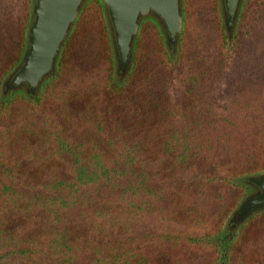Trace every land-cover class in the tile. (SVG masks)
<instances>
[{
	"label": "trees",
	"instance_id": "1",
	"mask_svg": "<svg viewBox=\"0 0 264 264\" xmlns=\"http://www.w3.org/2000/svg\"><path fill=\"white\" fill-rule=\"evenodd\" d=\"M90 7L100 31L90 77L65 76ZM98 8L96 1L85 8L64 48L61 77L41 98L0 101V264H264V212L218 231L249 190L239 178L249 170L221 153L213 122L170 112L161 101L174 65L159 34L147 51L156 55L154 64L144 62L140 48L128 86L111 87L113 60ZM257 84L264 87V73ZM54 92L59 98L49 110ZM72 98L78 100L69 108ZM257 151L251 147L237 163L249 155L251 170H258L264 152L257 158Z\"/></svg>",
	"mask_w": 264,
	"mask_h": 264
},
{
	"label": "rangeland",
	"instance_id": "2",
	"mask_svg": "<svg viewBox=\"0 0 264 264\" xmlns=\"http://www.w3.org/2000/svg\"><path fill=\"white\" fill-rule=\"evenodd\" d=\"M25 1L0 0V74L7 63H12V67L20 56L23 47V41L20 47L19 39L21 24L25 22L24 32L30 8V0H27L28 5L25 17L23 11ZM93 1H96L97 7H99L98 9L102 16L101 22L106 27L110 46L109 32L104 21L102 6L98 0H89L84 5L67 42L73 36L79 19L85 12V8ZM185 1L183 0L185 24L179 41L178 52L172 58L166 51L169 58L171 57L169 61H171L175 69L173 67V70L170 71V77L165 83V88L168 91L162 95L161 101L167 99L165 105L169 107L167 110L170 112L172 109H176L178 114L188 112L191 120H200V123L213 122L212 138L214 140L219 139L218 144H222L225 148L221 153L226 155L232 165H238L240 170H249L244 174L256 173L263 169L264 166L258 170H251L252 165L247 159L249 155H247L242 164H238L237 161L239 156L246 155L253 146L258 150L254 155L257 158L262 151L264 152V124L261 126L258 124L264 121V96H262L264 87L257 84L260 83L261 76L264 73V0H245L235 34L230 40L227 39L221 24L218 0H189L188 3ZM90 9L91 12L86 15L85 22L80 25L79 32L78 34L76 33V39H74L79 44V46L73 47L74 62L68 58V61H71L72 64L74 63L72 66L73 70L71 68L68 69L64 73L65 76L75 71L80 76V79L90 77L92 69L88 65L92 66L90 61L93 56L91 53L93 49L98 50L100 47V31L98 21L95 18L96 11L92 7ZM252 23L256 26L255 28L249 26ZM147 24L153 23L148 22L141 26L139 36L144 31L142 34L144 35L143 42L138 41V36L133 58V69L140 48V55H143L144 51L147 52L156 47L155 33L159 34L162 47L163 49L165 48L157 26L153 24L154 30L143 29ZM155 58L154 52H147L144 55V62L154 64L152 62ZM178 59L179 62L177 64ZM60 61L58 63L57 76L45 83L36 97L41 98L47 85L61 77ZM81 65L85 67L83 69L78 68ZM183 66L186 67L187 73L183 72L182 75L180 70ZM190 66L192 67L191 69H189ZM202 67L207 72H203ZM129 78L125 86L119 87L112 72L110 85L112 87L117 84L118 88L125 89L128 86ZM190 79H193V83H191ZM66 80L69 82V79ZM251 82H253V86L250 85ZM154 86L159 91L157 80L154 81ZM249 93H252V95L250 97L248 95L247 99V94ZM17 96L23 95L17 94L12 100ZM58 98L59 94L57 92L49 95L47 103L48 108H51L49 110H53L49 101L56 102ZM2 100H5V98L0 95V101ZM60 100L63 99L61 98ZM76 100L78 99L72 98L70 100L68 103L69 108L74 106ZM200 105L205 106V111L198 112L195 110L196 106ZM247 115L248 117L246 118ZM180 120L183 119L180 118ZM249 122H253L252 126L249 128H247L248 126L245 127ZM221 153L217 155H222ZM60 166L62 167V165ZM237 177L234 176L231 180ZM244 195L245 193L240 196L233 209ZM229 213L223 219L218 231L223 228Z\"/></svg>",
	"mask_w": 264,
	"mask_h": 264
},
{
	"label": "water",
	"instance_id": "3",
	"mask_svg": "<svg viewBox=\"0 0 264 264\" xmlns=\"http://www.w3.org/2000/svg\"><path fill=\"white\" fill-rule=\"evenodd\" d=\"M88 1L30 0L20 56L1 79L0 95L3 98L17 94L33 98L45 83L57 76L64 46ZM98 1L110 37L113 77L119 85L125 86L133 70L135 46L144 23L152 22L157 26L169 56L174 58L177 54L185 24L183 0ZM218 1L221 24L230 40L245 0ZM239 178L249 190L229 213L220 233L228 228L236 230L249 218L264 212V168ZM237 180L238 177L233 179L234 182Z\"/></svg>",
	"mask_w": 264,
	"mask_h": 264
}]
</instances>
